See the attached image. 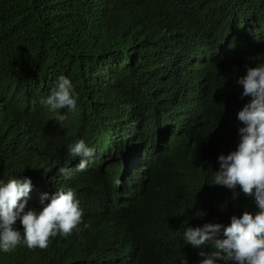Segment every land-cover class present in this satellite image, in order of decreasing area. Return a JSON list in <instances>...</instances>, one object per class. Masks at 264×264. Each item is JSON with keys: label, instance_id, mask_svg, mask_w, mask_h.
<instances>
[{"label": "trees", "instance_id": "1", "mask_svg": "<svg viewBox=\"0 0 264 264\" xmlns=\"http://www.w3.org/2000/svg\"><path fill=\"white\" fill-rule=\"evenodd\" d=\"M261 63L264 0H0V179L31 178L26 210L71 187L91 225L0 264H199L187 227L256 210L213 181ZM62 74L79 100L59 121L40 101ZM80 139L95 155L65 179Z\"/></svg>", "mask_w": 264, "mask_h": 264}, {"label": "clouds", "instance_id": "2", "mask_svg": "<svg viewBox=\"0 0 264 264\" xmlns=\"http://www.w3.org/2000/svg\"><path fill=\"white\" fill-rule=\"evenodd\" d=\"M236 84L243 88L241 97L250 100L237 113V120L243 125L238 128L237 147L218 156L219 170L213 184L234 192L239 186L240 192L254 201L256 210L231 216L228 225L206 222L187 227L182 238L200 250L199 264H264V63L248 67ZM78 100L73 81L62 74L40 103L55 113V120L63 121L66 115L60 110L74 112ZM67 151L71 157L81 158L74 170L58 168L65 179H72L75 172L87 169L95 149L80 139L69 144ZM115 183L118 186L120 181ZM32 187L29 177L0 179V253L13 252L21 245L47 249L58 235L67 237L91 227L84 221V210L71 187L56 189L51 195L43 193L41 209L26 210ZM205 215L204 211H197L194 218ZM18 220L23 231L17 227Z\"/></svg>", "mask_w": 264, "mask_h": 264}]
</instances>
